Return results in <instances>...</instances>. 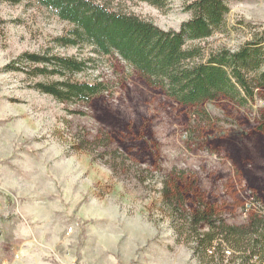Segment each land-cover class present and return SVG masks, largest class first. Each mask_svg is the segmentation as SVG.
<instances>
[{"label": "rangeland", "instance_id": "1", "mask_svg": "<svg viewBox=\"0 0 264 264\" xmlns=\"http://www.w3.org/2000/svg\"><path fill=\"white\" fill-rule=\"evenodd\" d=\"M96 1L163 29L190 17L181 0ZM226 3L228 32L206 49L235 50L264 29V0ZM70 27L33 0H0V264H207L175 236L163 187L179 188L185 214L202 200L226 225L264 218V89L245 105H180L117 55L59 45ZM24 53L93 58L76 76L107 88L59 102L36 89L59 77L33 76Z\"/></svg>", "mask_w": 264, "mask_h": 264}, {"label": "trees", "instance_id": "2", "mask_svg": "<svg viewBox=\"0 0 264 264\" xmlns=\"http://www.w3.org/2000/svg\"><path fill=\"white\" fill-rule=\"evenodd\" d=\"M33 1L71 25L64 35L55 38L59 45H89L98 55H117L148 84L162 89L180 105L198 106L218 97L245 105L264 89V29L235 50L224 45L208 49L201 45L214 34L228 32L226 0H181L190 17L177 30L163 29L96 0ZM138 1L164 8L172 0ZM20 58L34 65L33 76L59 77L55 82L36 85L59 102L88 103L107 88L103 81L76 76L93 58L37 53H24ZM176 191L180 192L175 184H166L162 191L172 228L178 240L190 238L192 253L200 262L223 261L225 251L231 249L235 253L243 251L238 264H264V218L253 219L245 226L226 225L215 208L202 200H197L194 211L185 214Z\"/></svg>", "mask_w": 264, "mask_h": 264}]
</instances>
